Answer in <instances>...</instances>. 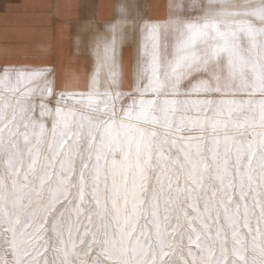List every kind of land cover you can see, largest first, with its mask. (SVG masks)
<instances>
[{"label": "snow or ice", "instance_id": "snow-or-ice-1", "mask_svg": "<svg viewBox=\"0 0 264 264\" xmlns=\"http://www.w3.org/2000/svg\"><path fill=\"white\" fill-rule=\"evenodd\" d=\"M106 7L59 76L5 26L0 264H264V0Z\"/></svg>", "mask_w": 264, "mask_h": 264}, {"label": "crops", "instance_id": "crops-1", "mask_svg": "<svg viewBox=\"0 0 264 264\" xmlns=\"http://www.w3.org/2000/svg\"><path fill=\"white\" fill-rule=\"evenodd\" d=\"M112 0H0V49L6 25H14L17 48L27 63L47 66L58 58V38L73 37L85 14L110 15ZM156 0H149L155 3ZM57 7H53V5ZM8 18H5V13Z\"/></svg>", "mask_w": 264, "mask_h": 264}, {"label": "rangeland", "instance_id": "rangeland-1", "mask_svg": "<svg viewBox=\"0 0 264 264\" xmlns=\"http://www.w3.org/2000/svg\"><path fill=\"white\" fill-rule=\"evenodd\" d=\"M58 40V58L53 65H47L46 67L54 68L58 76L67 71H74L77 66L83 70L86 61L85 58H77L74 54L72 46L73 37L58 38L57 41Z\"/></svg>", "mask_w": 264, "mask_h": 264}]
</instances>
